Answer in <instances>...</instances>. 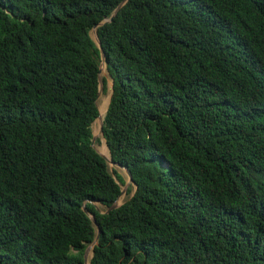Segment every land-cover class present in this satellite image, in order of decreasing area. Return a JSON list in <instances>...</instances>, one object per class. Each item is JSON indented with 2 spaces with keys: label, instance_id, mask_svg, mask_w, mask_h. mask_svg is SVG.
<instances>
[{
  "label": "trees",
  "instance_id": "obj_1",
  "mask_svg": "<svg viewBox=\"0 0 264 264\" xmlns=\"http://www.w3.org/2000/svg\"><path fill=\"white\" fill-rule=\"evenodd\" d=\"M0 0V264H264V0ZM103 80L105 92L107 80ZM94 217L96 226L83 212Z\"/></svg>",
  "mask_w": 264,
  "mask_h": 264
},
{
  "label": "water",
  "instance_id": "obj_2",
  "mask_svg": "<svg viewBox=\"0 0 264 264\" xmlns=\"http://www.w3.org/2000/svg\"><path fill=\"white\" fill-rule=\"evenodd\" d=\"M128 0H124L122 3H120L116 9L113 11V13L111 14L110 18L107 19V20H104L102 22H100L99 24H97L96 26L93 27V29L91 30V32L93 33V36L90 35L92 41L95 43L96 47L99 49V53H100V64H99V72H98V93H97V99H96V106H97V100L100 96V94L102 93L103 91V78L101 77V65L103 62H105V54H104V51L101 49V43L99 42V39H98V36H97V33H96V28L97 27H100L102 25H104L105 23H109L112 21V19L115 17V15L117 14V12L121 9V7L127 2ZM111 95H112V90H111ZM111 98V96H110ZM109 102H110V99H109ZM109 102H108V105H109ZM108 105H107V108H108ZM98 108V107H97ZM107 108H106V112H107ZM99 111V110H98ZM105 112V114H106ZM105 116V115H104ZM103 119L104 117H100V114L98 115V117L96 118L97 122H98V125H99V133L101 136L102 135V128H103ZM95 120V121H96ZM94 121V122H95ZM97 135H94L92 133V139H91V147L94 149V151L101 157L103 158V160L106 162L107 165H112L113 167L115 168H118L120 170H122L126 177H127V181L125 182L123 188H121V192H120V195L119 197L117 198V200L109 207H107L104 211H101L96 205V209L100 212V213H103V214H109L110 212L114 211L115 209H117L118 207H120L122 205V203H118V200L121 196H123L124 194L127 193V190L129 188L130 185H132V175L130 173V171L126 168V167H123L121 166L120 164H117V163H114L111 161V158L110 159H107L104 155H102L96 148H95V141L97 140ZM105 142V141H104ZM106 145V143H105ZM106 148H107V145H106ZM108 150V148H107ZM109 152V151H108ZM109 156H110V153H109ZM82 210L83 212L88 216V218L91 220V223L93 226H96V221L94 219V217L87 211L86 207H85V203L82 205ZM97 228V226H96ZM99 235H100V230L97 228V234H96V237L94 239V241L91 243V245H89L88 248H86L85 252H84V255H83V259H84V264H87V255H88V252H89V249H91V257L90 259L92 258V255H93V247L95 245H97V241H98V238H99ZM89 264H90V261H89Z\"/></svg>",
  "mask_w": 264,
  "mask_h": 264
},
{
  "label": "rangeland",
  "instance_id": "obj_3",
  "mask_svg": "<svg viewBox=\"0 0 264 264\" xmlns=\"http://www.w3.org/2000/svg\"><path fill=\"white\" fill-rule=\"evenodd\" d=\"M90 35L93 36V33L90 32ZM104 63V62H103ZM105 71V69H104ZM101 77L102 78H105L107 80V86H106V90L105 92L102 91V93L100 94L98 100H97V107L100 109V112L101 110L105 107V102L108 100L109 102V97L111 96V80L108 76V73H107V70L103 73H101ZM100 114V113H99ZM95 123V124H94ZM92 124V133L94 135H97V140L95 141V148L103 155L104 152L106 151L105 147H104V139L103 137L100 135L99 133V125H98V122L97 120ZM106 146V145H105ZM109 153V152H108ZM108 170L110 171V173L113 172V170H116L123 178H124V181L126 182L127 181V177L125 175V173L118 169V168H115V167H111L110 165H108ZM125 184V183H124ZM124 186V185H123ZM122 186V188H123ZM131 186V185H130ZM128 198V195L127 193L124 194L123 196H121V200L122 201L121 203H123L126 199ZM118 200V201H119ZM96 206L101 210V211H104L105 208H103L102 206H100L99 204H96ZM89 247V246H88ZM87 247V248H88ZM91 257V249H89V252H88V255H87V262L90 261L89 258Z\"/></svg>",
  "mask_w": 264,
  "mask_h": 264
},
{
  "label": "bare ground",
  "instance_id": "obj_4",
  "mask_svg": "<svg viewBox=\"0 0 264 264\" xmlns=\"http://www.w3.org/2000/svg\"><path fill=\"white\" fill-rule=\"evenodd\" d=\"M101 73H103V72H105L106 71V63L104 62V63H102V65H101ZM104 69H105V71H104ZM110 98V97H109ZM106 104H105V107L101 110V112H100V109L98 108V110H99V113H100V117H104V115H105V112H106V108H107V105H108V100L105 102ZM95 124V123H94ZM104 147H105V149H106V151L104 152V156L107 158V159H110V156H109V153H108V150H107V148H106V146H105V142H104ZM111 167H112V165H110ZM121 198V197H120ZM119 198V199H120ZM121 200V199H120ZM118 201V203H121L122 201ZM89 260H90V258H89ZM87 264H89V261L87 262Z\"/></svg>",
  "mask_w": 264,
  "mask_h": 264
}]
</instances>
